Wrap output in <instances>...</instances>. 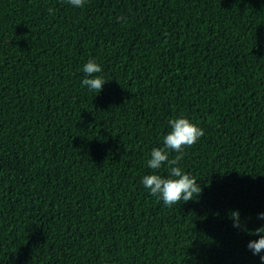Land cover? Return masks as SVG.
<instances>
[{"label":"trees","instance_id":"1","mask_svg":"<svg viewBox=\"0 0 264 264\" xmlns=\"http://www.w3.org/2000/svg\"><path fill=\"white\" fill-rule=\"evenodd\" d=\"M179 116L202 193L168 207ZM230 210L264 226V0H0V264H262Z\"/></svg>","mask_w":264,"mask_h":264},{"label":"clouds","instance_id":"2","mask_svg":"<svg viewBox=\"0 0 264 264\" xmlns=\"http://www.w3.org/2000/svg\"><path fill=\"white\" fill-rule=\"evenodd\" d=\"M68 3L74 7H82L85 0H68ZM49 9V13H53ZM85 78L82 81L83 86L97 93L102 91L105 80L101 75V65L94 58H89L83 65ZM170 131L164 136V146L156 147L151 150L148 167L153 170V174L145 175L142 178V184L152 196L163 201V204L171 207L177 202L183 200L187 202L192 199H199L202 193V187L197 182L198 179L190 173L185 172L179 166V161L183 158L186 147L193 146L201 137L204 136V129L193 123L187 116H179L168 121ZM178 153L174 158H169L170 152ZM167 164V176L156 174V170L161 169ZM259 219H264V212L259 214ZM229 219L233 221V227L242 228L248 231L250 235H257L259 239L251 240L248 248L254 255H259L262 264H264V226L249 230L246 224H242L241 213L239 210H230Z\"/></svg>","mask_w":264,"mask_h":264}]
</instances>
